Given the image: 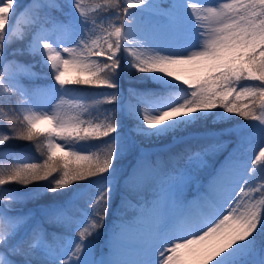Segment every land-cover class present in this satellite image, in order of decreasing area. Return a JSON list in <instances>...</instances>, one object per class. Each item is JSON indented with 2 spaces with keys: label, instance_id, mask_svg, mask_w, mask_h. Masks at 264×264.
I'll list each match as a JSON object with an SVG mask.
<instances>
[{
  "label": "snow or ice",
  "instance_id": "snow-or-ice-1",
  "mask_svg": "<svg viewBox=\"0 0 264 264\" xmlns=\"http://www.w3.org/2000/svg\"><path fill=\"white\" fill-rule=\"evenodd\" d=\"M0 264H264V0H0Z\"/></svg>",
  "mask_w": 264,
  "mask_h": 264
},
{
  "label": "rangeland",
  "instance_id": "rangeland-1",
  "mask_svg": "<svg viewBox=\"0 0 264 264\" xmlns=\"http://www.w3.org/2000/svg\"><path fill=\"white\" fill-rule=\"evenodd\" d=\"M20 2L22 3V4H26V3H28V0H20ZM69 76H74V75H76V70L74 69V68H72V66H69V68H68V73H67ZM181 75H183V76H185L186 78H193V77H195L196 75H197V73H195V72H184V73H181ZM134 76V75H133ZM135 77V76H134ZM136 78V77H135ZM137 85H145V87L146 88H151L152 87V84L150 83V82H147V81H140L139 79H134V78H131V77H129V75H126L125 76V81H124V87H129V86H131V87H133V88H137L136 86ZM217 121L216 120H211L210 121V123L211 124H214V123H216ZM225 125H226V123H225ZM224 125V126H225ZM231 126V125H230ZM226 127V126H225ZM213 130H211V131H208V132H206V131H191V135L188 137L189 139L191 138V137H194L195 139H197V138H201L202 137V133L201 132H206V133H211ZM209 143H213V142H215L214 141V139H212V138H210L209 137ZM163 140H161V141H153L152 143L153 144H150V143H148V142H145V145H146V147H149L151 150H153V151H156V150H161V149H166V146L167 147H171V145L170 144H168V141L166 140L165 142H162ZM155 142H158V143H155ZM226 154V153H225ZM223 155L224 154H222L221 155V157H220V159H223ZM131 161H126L125 162V164H124V167H127L128 166V163H130ZM13 187H15L14 185H13ZM34 187V186H33ZM54 195V194H53ZM41 203H43V202H41ZM29 206H31V205H29Z\"/></svg>",
  "mask_w": 264,
  "mask_h": 264
},
{
  "label": "trees",
  "instance_id": "trees-1",
  "mask_svg": "<svg viewBox=\"0 0 264 264\" xmlns=\"http://www.w3.org/2000/svg\"><path fill=\"white\" fill-rule=\"evenodd\" d=\"M233 123H234V121L228 122V123H226V125H225V123H218V122L211 124L210 121H208L207 123H201V124L195 125L191 129V131H206V132H208V131H211L215 128L230 126ZM206 132H203V133H206ZM206 140L208 141L209 139L208 138H201L199 140L190 139L191 143L195 146L204 145V143H207ZM11 143L16 149H22V148H26L28 146L27 142H22V141H13ZM155 143H157V142H155ZM151 144H153V143H151ZM29 187H33V186H29ZM53 198H54L53 194H45L41 197L40 202H48V201H51Z\"/></svg>",
  "mask_w": 264,
  "mask_h": 264
}]
</instances>
